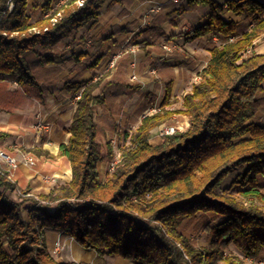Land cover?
Returning <instances> with one entry per match:
<instances>
[{
    "label": "trees",
    "instance_id": "16d2710c",
    "mask_svg": "<svg viewBox=\"0 0 264 264\" xmlns=\"http://www.w3.org/2000/svg\"><path fill=\"white\" fill-rule=\"evenodd\" d=\"M55 1L47 0L35 20L28 0H0V110L21 105L26 94L43 99L33 65L54 63L46 51L55 48L62 33L94 26L107 0H66L57 6ZM187 7L206 9L205 23L192 31V38L212 35L221 44L211 49L208 65L183 96L182 107L170 108L168 89L160 109L126 132L129 143L104 180L98 163L113 159L115 150L111 142L104 146L98 139L96 111L106 107L111 82H104L106 73L95 81H66V91L74 98L80 94L69 140L59 148L71 163L72 179L49 192L30 194L26 188L14 200L8 191L17 184L0 173V264H73L51 252L49 232L73 236L101 256L138 264H245L231 251L232 244L242 255L260 257L264 124L251 119L262 104L256 93L264 87V53L255 50L264 39V2L187 0L168 16ZM226 11L251 17L250 29L240 34L238 22L226 18ZM10 82L18 88L11 89ZM175 114L189 118L187 129L152 140V130L170 123ZM8 136L0 131V142ZM235 187L244 199L233 193ZM198 216L212 218L203 224L206 246L181 231L185 220Z\"/></svg>",
    "mask_w": 264,
    "mask_h": 264
},
{
    "label": "crops",
    "instance_id": "0c3cea01",
    "mask_svg": "<svg viewBox=\"0 0 264 264\" xmlns=\"http://www.w3.org/2000/svg\"><path fill=\"white\" fill-rule=\"evenodd\" d=\"M28 1L30 10H37L47 2ZM65 1L59 0V4ZM217 1L225 3L227 0ZM186 2L107 0L98 9L94 26L88 24L78 30L62 33L55 48L46 51V54L54 55V63L39 64L41 69L36 70L38 82L44 89L43 99L26 94L24 102L14 107L17 109L0 110V131L9 134L0 142V150L22 160L17 168H11L0 156V173H6L18 186L16 190L8 191L11 198L20 200V191L26 188H30V194L49 192L52 186L72 179L69 159L59 155L60 145L69 140L77 100L65 90L66 81H95L106 73L104 82H111V89L106 107L96 111L98 127L102 122L104 136L102 138L99 133L98 139L104 146L108 142L113 143L115 155L120 152L114 143L120 142L121 132H132L145 116L158 111L168 89V100L172 102L170 108L182 107L183 96L193 89L198 82L196 78L207 67L211 49L221 44L219 38L212 35L192 38V31L205 23L206 9L187 7L176 17L168 16ZM225 17L238 22L240 34L249 30L252 24V18L246 14L226 11ZM175 22L179 24L176 26ZM165 44L171 49L164 48ZM255 50L264 53V40L259 41ZM116 55H119L116 65L110 67L109 61ZM32 58L31 55V61L34 60ZM133 61L135 66L131 65ZM49 68L54 72L47 76L46 70ZM154 69L156 72H153ZM133 74L137 79H131ZM256 97L262 104L251 121L264 124V87L257 91ZM173 118L185 126L189 124V118L185 115L175 114ZM41 120L52 124L50 133L37 130ZM116 124L119 126L116 127ZM158 134L157 127L152 130V140ZM105 139L108 142L104 143ZM33 148L42 152L35 153ZM27 153L36 159L34 165L24 162ZM109 161L98 163L99 173L104 180L109 173ZM47 241L52 253L57 242L66 250L68 259L60 258L61 261L73 264H138L135 260L120 256H110L108 259L113 262L109 263L96 251L84 249L73 236L61 232H49ZM75 250L84 252L83 256L76 258Z\"/></svg>",
    "mask_w": 264,
    "mask_h": 264
},
{
    "label": "rangeland",
    "instance_id": "374dc122",
    "mask_svg": "<svg viewBox=\"0 0 264 264\" xmlns=\"http://www.w3.org/2000/svg\"><path fill=\"white\" fill-rule=\"evenodd\" d=\"M55 5L57 6V5H59V0H56L55 1ZM32 13H33V19H35V18H37V16H41V14H42V8L41 7H39V8H37V10H34L33 8L30 10ZM262 41L264 40V39H261ZM41 69V66L39 65V64H34L33 65V69H34V73L36 74V70L37 69ZM47 71V73H46V75L47 76H49V75H52V73L54 72V69H48V70H46ZM47 76H45V77H47ZM37 77H38V75H37ZM10 85H9V87L10 88H12V89H16V88H18V84L16 83V82H10L9 83ZM15 109H17V108H14V110ZM176 115H178V114H176ZM97 117H98V114H97ZM176 119V118H175ZM174 118H173V116H172V118H171V122L170 123H164V124H168V125H174V126H177L178 128H179V131H182V130H185V129H187V127L189 126V124H186V126L185 125H183V123H179V122H177V120H175ZM100 126H99V130H98V133H101V137H102V135H103V132H102V122H100V124H99ZM117 126H119L118 124H116V127ZM51 128H52V124H50V127L49 128H45V127H42V128H37V130H40V131H42L43 133H44V131L45 132H47V133H50V131H51ZM132 130H134V129H132ZM158 131H159V129H158ZM126 132H129L130 133V131H122L121 133L122 134H120V138H119V143H114V147H116L117 148V150H119L120 151V149H121V147L124 145V144H127V143H129V138H127V136H126ZM159 133V132H158ZM104 137V136H103ZM102 137V138H103ZM106 142H108L107 141V139H105V142L104 143H106ZM113 144V143H112ZM118 151V152H119ZM5 153V152H4ZM28 154V153H27ZM27 154H25V155H27ZM24 155V156H25ZM0 156H2L4 159H6V153H5V155H1L0 154ZM12 156V155H11ZM14 157V156H13ZM16 158V157H15ZM17 159V158H16ZM18 160V159H17ZM19 162L20 161H22V160H18ZM244 169H245V167H242V168H239L238 170H236L235 172H233V173H231L227 178H226V180H225V182L223 183V187H229L230 185H231V183H232V181L235 179V177H236V175L239 173V172H242V171H244ZM258 181L261 183V184H264V174H261V175H259L258 176ZM233 193L234 194H236L237 196H239L240 198H243L244 199V196H242V193H241V191H240V189H239V187H235V188H233ZM212 218L211 217H209L208 216V218L207 219H203V218H201L200 216H198L197 218H193V219H187V220H185V222L183 223V225H182V227H181V231L184 233V234H186L188 237H190L197 245H199V246H206L207 244H208V241H207V238H206V232L203 230V224L205 223V222H208V221H212L211 220ZM214 222H216V221H213V223ZM230 249H231V251H233V252H235V253H237L238 255H240L242 258H243V260H244V263L245 264H251V262L250 261H248L247 259H245V255H242V253L232 244L231 246H230ZM66 250H64V248H63V246L61 245V247H60V249H59V252H54V250H53V254H55V256L58 258V259H63V258H65V259H68V257L65 255L66 253ZM93 254H95V253H93ZM110 256L111 257H118V256H114V255H109V254H105L104 256H102L103 258H104V260L105 261H109V263H112L113 262V260L112 261H110L111 259H108V258H110ZM70 258H72V259H74L73 257H70ZM256 258H258V259H261L263 262H264V253L262 252L261 253V255H260V257H256ZM115 260V259H114ZM254 264H257V263H254Z\"/></svg>",
    "mask_w": 264,
    "mask_h": 264
},
{
    "label": "built area",
    "instance_id": "2783aa9c",
    "mask_svg": "<svg viewBox=\"0 0 264 264\" xmlns=\"http://www.w3.org/2000/svg\"><path fill=\"white\" fill-rule=\"evenodd\" d=\"M83 0H80L79 3L82 4ZM164 48L170 50L171 47L169 45H163ZM119 57V55L114 56L110 61H109V66L110 67H114L116 65V61L117 58ZM132 66H135V62L133 61L131 63ZM153 72H156V69L153 70ZM131 79L135 80L137 79V76L135 74L131 75ZM201 79V76H198L196 78V81H199ZM80 97V94L76 96V99H78ZM50 122L47 121H40L37 124L38 128H49L50 127ZM159 134L160 135H166V134H174L175 132L179 131V128L177 126L174 125H168V124H161L159 127ZM0 154L1 155H5L4 151L0 150ZM25 160L24 162L30 164V165H34L36 163V159L34 158V156L27 154L24 156ZM121 160V152L117 153L114 158L112 160L109 161L108 163V172L112 173L115 170V167L117 165V163ZM5 161L10 165L11 168H17L19 166V161L11 156V155H7L6 154V159ZM61 245L59 242L56 243L55 247H54V252H59ZM245 259H247L248 261L251 262V264L257 263V264H264V262L261 259H258L256 257H251V256H245Z\"/></svg>",
    "mask_w": 264,
    "mask_h": 264
},
{
    "label": "bare ground",
    "instance_id": "6f19581e",
    "mask_svg": "<svg viewBox=\"0 0 264 264\" xmlns=\"http://www.w3.org/2000/svg\"><path fill=\"white\" fill-rule=\"evenodd\" d=\"M83 254H84V252H81L80 250H75L74 251V255H75L76 258L82 257ZM87 256H90V254H88Z\"/></svg>",
    "mask_w": 264,
    "mask_h": 264
}]
</instances>
